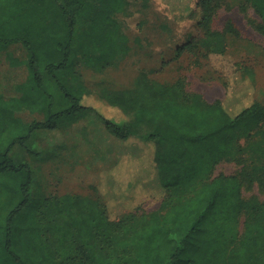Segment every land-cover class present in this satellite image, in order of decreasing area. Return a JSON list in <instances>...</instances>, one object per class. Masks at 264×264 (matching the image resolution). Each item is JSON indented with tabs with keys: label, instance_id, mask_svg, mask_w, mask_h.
Here are the masks:
<instances>
[{
	"label": "trees",
	"instance_id": "trees-1",
	"mask_svg": "<svg viewBox=\"0 0 264 264\" xmlns=\"http://www.w3.org/2000/svg\"><path fill=\"white\" fill-rule=\"evenodd\" d=\"M89 1L104 4L110 12L126 5V0H0V51L23 43L30 68V86L23 96L43 113L26 121L16 113L25 97L0 93V264H131L133 257L139 264H264V200L245 199L235 175L212 176L235 146L242 148L236 143L239 138L264 132V103L255 97V86L237 87L235 78H228L226 97L208 102L179 77L156 88L152 105L142 103L133 110L119 105L120 119L104 116L82 104L92 91L67 83L77 54L78 22ZM210 2H201V25L211 17ZM247 3L264 21V0H246L242 7ZM53 13L67 21L66 34L55 28ZM227 29L238 33L233 20ZM199 42L206 56L225 53L224 32L207 28L180 45L176 58L195 50ZM83 110L101 116L107 130L126 146L147 148L139 158L141 172L147 175L151 167V179L156 172L165 195L160 209L148 215L129 211L112 219L96 187L95 198L103 201L93 203L83 222L76 221L79 230H86L82 239L64 236L71 247L55 250L46 260L39 206L33 205L31 195L35 173L25 154L14 151L30 149L35 130L55 128L59 119ZM55 199L63 205L73 198ZM26 246L36 252L26 255Z\"/></svg>",
	"mask_w": 264,
	"mask_h": 264
},
{
	"label": "rangeland",
	"instance_id": "rangeland-1",
	"mask_svg": "<svg viewBox=\"0 0 264 264\" xmlns=\"http://www.w3.org/2000/svg\"><path fill=\"white\" fill-rule=\"evenodd\" d=\"M201 2L126 0L124 8L110 12L104 4L89 1L78 22L77 54L73 71L67 74L68 85L92 91L83 97L82 104L115 119L123 115L119 105L128 110L142 103L152 105L156 88L179 77L190 92L201 93L208 102L226 97L228 78H235L237 87L252 83L256 98L264 103V21L250 3L242 7L246 0H211V17L201 25ZM52 17L55 28L66 34L67 21L59 13ZM229 20H233L237 34L228 31ZM207 28L224 32V55L206 56L199 42L195 50L176 58L180 45L197 34L203 35ZM27 59L21 41L0 51V93L11 99L25 97L16 113L30 121L42 118L43 113L34 110L29 105L32 100L23 96L30 86ZM238 67H244L243 71ZM84 114L89 115L81 119ZM57 124L52 129L35 130L30 149L24 146L14 151L19 156L25 154L35 173L31 195L33 205L39 206L36 212L46 260L55 250L71 247L62 239L64 236L82 239L86 230H79L76 221L87 218L94 202L104 200L112 219L129 211L140 217L160 209L165 195L156 172L151 179V167L149 175L141 172L139 158L147 148L126 146L124 140L107 130L105 120L95 112L78 111ZM236 143L242 148L235 146L231 155L215 166L212 176L235 175L245 199L264 200V132L241 137ZM96 187L103 200H96ZM66 195L72 201L63 205L56 202L55 198ZM36 242L41 247V239L36 237ZM26 248V255L28 251L36 252ZM130 262L139 264L134 257Z\"/></svg>",
	"mask_w": 264,
	"mask_h": 264
},
{
	"label": "crops",
	"instance_id": "crops-1",
	"mask_svg": "<svg viewBox=\"0 0 264 264\" xmlns=\"http://www.w3.org/2000/svg\"><path fill=\"white\" fill-rule=\"evenodd\" d=\"M255 97H256V96H255ZM257 99H258V98H257ZM258 100H260V99H258ZM260 101L262 102V100H260ZM89 112H90V111H89ZM88 115H89V114H84V115L81 117V119L84 118V117H86V116H88ZM77 122H79V121H77ZM77 122H76V123H77ZM57 125H58V124H57ZM38 147H39V151L42 152V151H43V150H42V147H41V146H38ZM67 173H69V172H67ZM64 178L66 179L67 176H66V177L64 176ZM53 182H54L55 184L58 183V182H56V181H53ZM59 184H61V186L63 185L62 183H59ZM64 184H66V183H64ZM32 185H33V184H32ZM58 187H60V186H58Z\"/></svg>",
	"mask_w": 264,
	"mask_h": 264
}]
</instances>
